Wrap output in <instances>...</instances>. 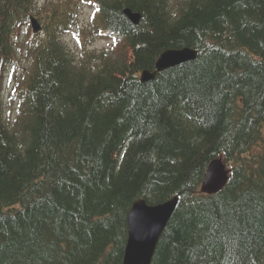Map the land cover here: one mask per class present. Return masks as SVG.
Here are the masks:
<instances>
[{"label":"trees","instance_id":"16d2710c","mask_svg":"<svg viewBox=\"0 0 264 264\" xmlns=\"http://www.w3.org/2000/svg\"><path fill=\"white\" fill-rule=\"evenodd\" d=\"M34 1L0 0V76ZM88 1L120 56L86 70L62 41L76 8L37 11L24 101L0 123V264H121L131 204L173 195L150 264H264V0ZM182 45L197 57L136 78ZM219 155L232 174L201 194Z\"/></svg>","mask_w":264,"mask_h":264},{"label":"water","instance_id":"95a60500","mask_svg":"<svg viewBox=\"0 0 264 264\" xmlns=\"http://www.w3.org/2000/svg\"><path fill=\"white\" fill-rule=\"evenodd\" d=\"M130 17L135 21L137 19V15H130ZM195 56L196 51L186 47L181 50H167L161 56L164 62L159 61L157 67L163 69L174 62L192 59ZM225 179L226 171L221 159H214L207 167L202 190L213 191ZM175 203L176 197L155 206H147L143 200L133 204L126 218L128 234L122 264H150L159 235Z\"/></svg>","mask_w":264,"mask_h":264},{"label":"rangeland","instance_id":"374dc122","mask_svg":"<svg viewBox=\"0 0 264 264\" xmlns=\"http://www.w3.org/2000/svg\"><path fill=\"white\" fill-rule=\"evenodd\" d=\"M88 14H89V9H85L83 10L80 15H79V19L81 22H84L86 21L87 17H88ZM66 40L67 42L71 45V46H76L74 43H73V38L69 35H66ZM107 44V41L106 40H98L95 44L96 47H101V46H105ZM8 86L7 84H5L4 88H3V94H4V99H5V103H7V92H8Z\"/></svg>","mask_w":264,"mask_h":264}]
</instances>
